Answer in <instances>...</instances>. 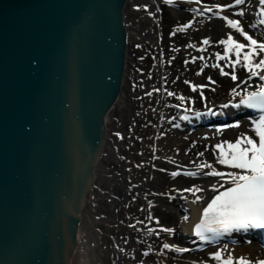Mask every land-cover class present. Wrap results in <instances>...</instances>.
<instances>
[{
  "label": "water",
  "instance_id": "water-1",
  "mask_svg": "<svg viewBox=\"0 0 264 264\" xmlns=\"http://www.w3.org/2000/svg\"><path fill=\"white\" fill-rule=\"evenodd\" d=\"M126 1L0 0V264L69 261L122 84Z\"/></svg>",
  "mask_w": 264,
  "mask_h": 264
},
{
  "label": "bare ground",
  "instance_id": "bare-ground-1",
  "mask_svg": "<svg viewBox=\"0 0 264 264\" xmlns=\"http://www.w3.org/2000/svg\"><path fill=\"white\" fill-rule=\"evenodd\" d=\"M187 1L192 3L187 4L188 6L198 7L199 10L206 7V5L203 6L204 3L201 0ZM208 1L213 2L208 4L214 8L213 12L220 10L217 6L234 4V0ZM185 2L186 0H172L171 4L182 6L186 4ZM131 7L132 9L128 10L125 6L123 12L126 39L133 38V41L145 49V51H141L143 53L148 54L149 50L153 52L151 55L153 54L152 57L155 58L151 57L150 61L157 66L149 65L147 67L146 61H144L145 57L140 59V65L146 68L143 71H136L141 72V75H145V73L149 75L138 85L134 81L136 71L133 72V70L135 69L129 70L127 77L132 88L129 89L130 94L128 93L127 96V93H122L124 77L127 72L126 63H124L120 90L103 118L105 124L103 141L93 158V181L84 198L76 228L74 248L69 254L67 264H219L212 256L217 251L222 252L223 257L231 254L234 260L244 257L251 264L264 261V245H260L257 240L253 239L244 241L237 237L232 240L228 238L230 234L235 236L232 232L224 234L223 239L219 238L216 242L207 240L208 242L203 248L191 247L192 243L199 240L193 226L197 225L196 222L200 223L203 218V209L214 195L230 186L225 183L226 177L205 175V173L212 170L222 173L239 171L217 163L219 150L214 146L225 141L234 142L242 135L258 139L254 132L256 118L254 117V121L247 116L236 119L240 122L239 127H224L228 123H219L216 127L206 125L207 129L194 132L188 130L187 127L180 126V123L183 122L180 114L172 115L170 119L165 117V105L168 103L170 105L168 100L173 101L176 97L174 93H172L173 95L164 94L165 91L162 88H166L165 85L169 84L168 82L159 77L150 78L151 75H157L156 69L160 68L159 64H161L159 52L165 46L161 44L160 18L156 16L157 12L151 10V7H147L145 2L135 4L133 1ZM261 9H264V5H261L259 0H245L243 5L223 10L222 18H220L222 20L218 21L216 25L218 29L216 38L220 41L232 35L237 42L247 44L243 37H238V32L227 26V21L223 18L227 16L229 19L240 20L241 26L248 34L258 41H264V25L259 23L262 18L259 15ZM199 10L188 15L187 24L179 26V29L183 27L180 33H183L184 37H187L186 41L190 43L195 42L192 37L193 32L191 34L194 26L199 30L202 29L201 25L204 23L208 24L219 19L207 16L208 12L202 15V11ZM241 10L245 13L243 16L234 15ZM144 22L145 29L142 27ZM153 35H155L154 41ZM175 35L178 33L172 34L171 37ZM211 35L215 37L217 34L214 32ZM181 39L183 40L182 37L174 39L171 44ZM205 40L208 41L207 36L200 38L203 44H205ZM152 45L153 47H151ZM192 45L193 43L186 46L185 55L187 52L191 53ZM203 51L204 47L200 46L196 61L190 62L191 66L193 63L201 61L195 74L177 75L176 81L178 82L175 85L181 86L185 83V79L191 83L188 88L189 92L183 91L182 88L179 89L181 97L184 99L175 102L185 105L190 102L189 99L196 100L202 95L207 100L205 95L208 87L205 85L201 88L198 83L204 80V76H207L205 80L209 84V78L214 77L218 71L221 72L223 65V71L228 73L227 81L229 83L225 86L224 93L220 91L222 88L215 90L216 94H220V100L208 103H214L217 106L226 99L239 102L240 96H236L232 92L233 89H236V92L242 96L246 92L258 90L261 85H264V81H261L259 76H251L246 68L242 69L243 61L235 66L237 79L234 81L231 78L234 69L227 65L236 60L234 51L221 54V57L225 58L218 59V61H222V64L218 63V67H214L217 64H214L213 67L203 65L208 62L205 60V55L202 54ZM244 51H247V48ZM174 52L170 54H174L173 56L179 54L178 51ZM143 55L146 56V54ZM260 58L257 56L255 60L258 61ZM124 59L126 62V51ZM193 85L197 86L195 90L192 88ZM215 93L209 94L210 97L216 96ZM129 102L131 104L141 102L143 108L139 105V108L135 109L140 111V114L135 113L132 117L133 120L136 118V124H131L125 131H122L123 127L117 121ZM145 102L151 106L144 105ZM148 131L152 132L147 134ZM205 163L212 165V168L202 167ZM180 167L191 169V173L194 175L180 174L173 177L172 170ZM213 185L217 186L216 192L212 190ZM187 188H201L203 191L197 192L194 196L190 192L183 191ZM196 196H200L201 199L196 200ZM138 221L142 223H138ZM162 227L172 228L174 231L172 234H168L160 231ZM149 230L152 232L150 233ZM164 243L182 249L188 245L190 247L187 251L176 252L174 248L164 249Z\"/></svg>",
  "mask_w": 264,
  "mask_h": 264
},
{
  "label": "snow or ice",
  "instance_id": "snow-or-ice-1",
  "mask_svg": "<svg viewBox=\"0 0 264 264\" xmlns=\"http://www.w3.org/2000/svg\"><path fill=\"white\" fill-rule=\"evenodd\" d=\"M171 2L172 0H165V3ZM244 3L245 0H234V4L217 7L223 11L228 8L243 5ZM259 3L264 5V0H259ZM244 14L243 10L234 13V15L237 16H243ZM259 15L262 17L259 23L264 25V9H261ZM223 18L227 21L228 27L234 29L247 41V44L239 43L237 40L233 39L232 35H229L226 40L220 42L226 45V54L234 51L236 56V60L227 65L234 69L231 78L234 81L237 79L235 75V66L243 61L244 67L251 76H259V79L264 81V42H258L257 39L249 35L241 26L240 20L229 19L227 16ZM251 26L254 27L255 25ZM180 30H183V27ZM172 34L174 35L175 32ZM204 43L207 44L208 41L205 40ZM246 48L247 51H244ZM257 56L261 57L258 61L255 60ZM217 58L224 59L225 57H221L217 54ZM214 67H218V65H214ZM197 74L199 75L200 73ZM221 74L227 75L228 73H225L223 68H221ZM209 80L214 83V81H211V78H209ZM185 83L190 82L185 81ZM196 87L197 86L193 85V90H195ZM199 87L202 88L204 86L201 85ZM232 92L236 96H240L239 104L234 105L235 107L243 105L246 108L256 109L262 113L254 125L255 137L258 139L242 135L234 142L225 141L214 146L219 150L217 163L239 171L222 173L212 170L211 172L205 173V175L221 178L226 177L225 183H228L230 186L214 195L203 209V218L200 223L195 226V235L202 241H207L233 231L239 232L248 231L250 229H264V85H261L258 90L248 91L242 96L240 93L236 92V89H233ZM169 95L173 94L169 93ZM180 99L184 98L180 97ZM221 107L228 108L229 105L224 104L221 105ZM208 114L215 115L216 113L208 109ZM196 115L200 116L202 114L196 113ZM183 119H188V117L184 116ZM239 126L240 122L236 121L233 125H225L224 127ZM202 167L212 168V165L205 163ZM179 174L178 172L171 173L173 177ZM187 175L194 174L187 173ZM212 190L216 192L217 186L213 185ZM183 191L190 192L195 196L197 192H201L203 189L187 188ZM200 199V196H196V200ZM138 223L142 222L138 221ZM157 223H159L158 220ZM160 231L172 234L174 230L172 228L162 227ZM149 232L151 233L152 230H149ZM156 234L158 235V233ZM163 248L169 250L174 248L176 252L187 251V249H182L174 245L170 246L168 243H164ZM145 255H147V253H145ZM212 256L219 264H251V262L247 261L244 257L235 260L231 254L227 257H223L220 251L215 252ZM255 264H264V261H257Z\"/></svg>",
  "mask_w": 264,
  "mask_h": 264
},
{
  "label": "rangeland",
  "instance_id": "rangeland-1",
  "mask_svg": "<svg viewBox=\"0 0 264 264\" xmlns=\"http://www.w3.org/2000/svg\"><path fill=\"white\" fill-rule=\"evenodd\" d=\"M133 1L135 2V4H140V3L145 2L147 4V7H151L150 8L151 10H154L155 12H157L156 16L160 18L159 19V26L161 27L160 30H162L161 31V35H162V37H161L162 43L161 44H163L165 46L162 48V51L159 52V54L161 55V57L159 58V62H161V64H159L160 68L156 69V74L158 76L157 75H154V76L151 75L150 78L151 77H157V78L159 77L160 79L165 80V82H168L169 83V84H167L168 87H167V85H165L166 88H164V87L162 88L163 91H165L164 94L167 95L168 93H174V96L176 98L173 101H177L182 96L181 93L179 92V89L182 88L183 91L189 92L188 88H189V85L191 83V81H189L190 83H184V84H181V86L175 85V83L178 82V81H176V79H178L177 75L182 74L184 76V73L188 74V75L189 74H191V75L195 74V70H196V68L199 67L198 64L201 61L193 63L191 66H190V62L196 61L197 55L199 54L200 46L204 47V51L202 52V54L205 55V57H206L205 60H208V62L206 64L205 63L203 64L205 67H213L214 64L218 65V63L222 64V61L221 62L218 61L217 54H219V56H221V54H225L224 52H225L226 45L220 43L222 40L219 41V39L216 38L218 36V29L216 28V25H217V22L221 21L222 19H220V18L218 20L213 19L214 20L213 22H210L208 24L204 23V25H201V26H203L202 29H199V30L197 29V27L194 26V29L191 31V34L193 32L192 37L194 38V41H195V42H191V43H193V45H192L193 49H192V51H190L191 53L187 52V54L185 55L184 49H186L187 48L186 46H189V44H191V43L186 41L187 37H184L183 33H180L179 26L184 24V22L187 21V19H188L187 17L190 13L193 14V9L187 5V4H192V3H189V1L186 0V2H185L186 4H184L182 6L177 5L178 6L177 7V6H175V4L165 3V0H129L127 2V4L125 5L126 9H128V10L132 9L131 6H132ZM157 1H159V2L157 3ZM201 2L204 3L203 6H205L206 4L208 5V4L213 3V2H210L208 0H201ZM134 10L136 12H139V10H137V9H134ZM180 12H181V14H180ZM144 25H145V22H144L142 27H144ZM144 29H145V27H144ZM171 32L178 33V35L171 37L172 36V34H170ZM214 32L217 35L215 37H212L211 33H214ZM180 34H183V35H180ZM205 36H207V38H208V44L207 45L203 44L200 41V38L205 37ZM154 37H155V35H153V41H154ZM181 37L183 38V40L182 39L176 40V42L174 44H171V42L174 39L181 38ZM127 39L128 40H127L126 44L130 43V44H128L130 47L128 45L126 46V49L128 50V51L126 50L127 60L125 62L127 72H126V75L124 77L125 80L123 82L124 85L122 87V91H123L122 93H124V94L127 93V96H128L130 94L129 89L132 88V87H130L131 84L129 83L128 77H127V76H129V75H127L128 71L133 69V68L135 69V70H133V72H135L136 70H141V71L145 70L146 67L144 68L143 65H140V61L143 59V57H145L144 61H146L147 67H149V65L154 66L156 64H153L152 61H150V58L153 55V54L151 55V53H153V52H151L149 50L148 54L143 53L141 51H145V49L142 48L140 45H138V43L133 41V38L130 37ZM130 39H132V40H130ZM223 40H226V38ZM151 47H153V45ZM174 51H176V52L178 51L179 54L177 53L176 56H173L174 54L171 55L170 53L174 52ZM143 54H146L147 57ZM155 56H156V54H155ZM152 58H155V57H152ZM223 67H224V65H223ZM242 69H245V67L242 66ZM215 72H217V71L215 70ZM139 73H138V71H136L135 75H134V77H135L134 81H136L138 85H139V83L144 81L146 76L149 75L147 73H145V75H141L142 74L141 72H139ZM217 74L214 75V77H211V81H214V83H212V82H210L209 84L206 83L207 80H205V79L207 78V76L206 77L204 76L205 81L201 80L200 83H198V85H203V86L206 85L208 87L207 88L208 93L206 92L205 96H207V98L210 99L211 102L214 100L215 101L220 100V98H221L220 94L215 93V90L222 88V90H220V91H222L224 93V90L226 88L225 86L228 85V83H229L227 81L228 80L227 75H222L220 71H218ZM185 81H188V79H185ZM155 89H157V88H155ZM213 92L216 94V96L210 97L209 94H214ZM171 101L168 100V102H171ZM190 101H192V100H190ZM199 101H201V100H199ZM146 103L147 102H145L144 105L151 106V105H147ZM139 105H141V107H142L143 104L141 102H139L138 104L136 102H134L133 104H131L129 102L128 104H126V108H124V110L122 112L123 114L120 116V118L117 117L119 119L117 121V123H119V125L121 127H123L122 131H125L129 125L136 124V122H137V121H135L136 118H134V120H133L132 117H134L135 113L140 114V111L135 110L136 108H139ZM165 106H166L165 108L167 109V110L165 109V113H166L165 117L170 119L172 115L174 116L177 114L176 111L178 109L176 107L169 105V103H168V105L166 104ZM163 118H164V116H163ZM151 132L148 131L147 134H150ZM148 141H149V139H148ZM198 153H199V151H198Z\"/></svg>",
  "mask_w": 264,
  "mask_h": 264
}]
</instances>
